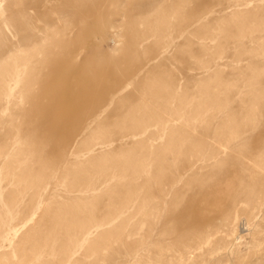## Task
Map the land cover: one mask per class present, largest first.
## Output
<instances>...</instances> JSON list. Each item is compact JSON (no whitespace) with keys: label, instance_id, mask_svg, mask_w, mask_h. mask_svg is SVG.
I'll return each instance as SVG.
<instances>
[{"label":"rangeland","instance_id":"obj_1","mask_svg":"<svg viewBox=\"0 0 264 264\" xmlns=\"http://www.w3.org/2000/svg\"><path fill=\"white\" fill-rule=\"evenodd\" d=\"M0 264H264V0H0Z\"/></svg>","mask_w":264,"mask_h":264},{"label":"bare ground","instance_id":"obj_2","mask_svg":"<svg viewBox=\"0 0 264 264\" xmlns=\"http://www.w3.org/2000/svg\"><path fill=\"white\" fill-rule=\"evenodd\" d=\"M210 210L202 211L199 213H196L192 216L193 220L192 222H184V224L180 227L181 231L180 234L178 235L181 242L185 243L187 245V250L191 251L193 250V247L198 249L200 248L201 245H203L205 242L207 243L209 241V236L208 235H203L200 232L194 231V227L196 226V222L198 220H204L209 213ZM190 245V247H189ZM193 246V247H191ZM184 253L182 252L181 256H184Z\"/></svg>","mask_w":264,"mask_h":264}]
</instances>
